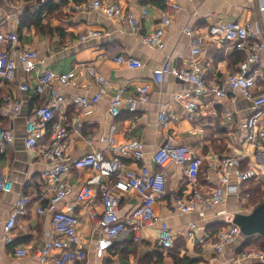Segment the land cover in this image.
Here are the masks:
<instances>
[{
	"label": "crops",
	"instance_id": "1",
	"mask_svg": "<svg viewBox=\"0 0 264 264\" xmlns=\"http://www.w3.org/2000/svg\"><path fill=\"white\" fill-rule=\"evenodd\" d=\"M121 5L126 11L141 14L148 10L149 16L137 34L120 32V21L111 18L101 10H88L89 0H51L41 4L40 0H0L6 18L0 31L17 32L24 47L37 50L44 64L38 72L27 74L18 71L13 83L0 81V96L11 95L22 103V112L11 124L0 117V129L13 130L14 142L0 149V177L10 180L13 189L0 194V264H40L35 258L47 241L61 239L53 228V215L64 206L74 203L79 190L85 186L94 173L90 170H73L64 176L73 189L55 209L50 206L51 193L42 179L49 169L38 149H26V125L34 119L36 108L48 102L47 95L22 92L21 84L32 83L45 70L56 74L76 71L77 80L69 86L55 87L65 96L56 118H63L70 135L66 157L77 160L92 151H101L112 158L111 146L130 140L144 143L146 159L143 163L126 161L128 171L140 173L142 165L151 171H159L152 156L167 145L188 146L204 159L198 185L209 191L220 185V176L208 169V160L214 157L241 154L247 137L246 124L252 114V103L240 94H230L218 98L208 94L202 98L198 116L194 121L187 117L185 108L175 101L174 95L183 90H193V85L181 82L169 75L163 83L153 79L155 70L165 62L177 68L188 67L197 59L205 72L206 83L215 85L218 81L239 71L245 53L234 51L221 37H211L212 25L237 22L251 23L254 30L264 39V0H106ZM82 5V10L76 6ZM175 5L177 7H172ZM164 16L171 19L166 28L164 50L152 49L143 43L142 37L159 29ZM190 32V35L187 34ZM89 33L99 36L81 42L80 38ZM200 49L199 56L192 54ZM130 56L142 63V68H130L119 64L117 58ZM93 65L101 81L89 79L84 66ZM149 87L148 102L139 104L136 112L129 111V105L121 106L119 116L110 112L111 98L119 88H124V98L135 95L138 87ZM105 88L106 96L98 98V92ZM264 91V86H263ZM86 100V104L80 101ZM3 100L0 98V103ZM163 108L172 111L176 119L168 131L159 125V114ZM48 138V135H47ZM255 166L264 174V159L257 161L253 155L247 156L242 169ZM168 191L165 198L155 207L157 217L154 227L147 228L142 241L135 243L131 234L118 237L113 246L102 256L96 254L100 231L90 219V210L102 211L101 200L97 199L89 208L87 204H77L75 214L80 220L81 245L87 252L84 264H261L259 260H246L243 254L249 251L264 252V238L256 235L244 237L241 232L237 240L224 247V253L217 256L213 250L216 235L233 223L238 214L249 215L261 203L264 196V177L258 181L240 183L234 176L231 188H236L227 197L222 207L210 210L205 219L196 214L174 212L172 205L176 199H187L192 192L185 168L170 163L161 168ZM115 186V194L122 196L120 215L123 220L141 205L142 198L129 185L117 177L107 178ZM39 194L40 204L31 203L25 214L17 220L12 231L13 243L5 244V225L14 203L24 195ZM247 197V201L244 200ZM38 206L47 211L44 216ZM195 222L198 233L193 239L183 235L188 225ZM168 228L174 235V248L165 250L159 244L161 228ZM198 238H205L200 245ZM16 249H24L27 256L19 258ZM47 264H54L51 257Z\"/></svg>",
	"mask_w": 264,
	"mask_h": 264
},
{
	"label": "built area",
	"instance_id": "2",
	"mask_svg": "<svg viewBox=\"0 0 264 264\" xmlns=\"http://www.w3.org/2000/svg\"><path fill=\"white\" fill-rule=\"evenodd\" d=\"M49 1L51 0H40V3L46 4ZM86 6L88 10H101L109 17L118 19L121 24L120 32L139 33L143 22L149 16L148 10H143L138 15L133 11H126L117 3L106 0H89ZM172 7L177 6L172 5ZM76 9L80 11L83 6L78 5ZM5 19H7L5 10L0 7V26ZM161 24L162 26L153 34L142 37L143 43L149 48L158 50L166 48L163 39L166 28L171 25V19L164 16ZM209 33L211 37H221L234 51L245 53V58L240 63L236 74H229L221 78L217 84L209 86L206 83L205 72L197 59L185 68H177L170 62H165L153 74L157 84L163 83L169 75H173L179 81L193 85V90H183L174 95L175 101L185 108L187 117L191 121L197 118L202 98L208 94L227 98L230 94L238 93L252 103L253 110L246 124L247 137L243 152L208 160V169L220 176V185L216 188L203 191L199 187L198 177L202 171L204 159L197 156L188 146L167 145L159 148L152 156L155 166L160 170L170 163L185 168V175L192 186V192L187 199H176L172 209L181 214H196L200 219H205L213 208L225 205L229 194L236 189L230 186L232 176L240 183L258 181L264 177V174L258 172L255 166L246 170L242 169V163L247 156L253 155L257 161L264 159V39L254 30L251 23H219L212 25ZM187 34L190 35V32ZM97 36H99L98 33H89L81 37L80 41L86 42ZM192 54L195 57L199 56L200 49L194 48ZM117 62L130 68L143 66L138 59L130 56H120ZM41 64H44V61L37 50L24 47L17 32L0 31V81L2 83H13L19 70L27 74L38 72ZM83 68L89 79L101 81L93 65H86ZM77 78L76 71L56 74L52 70H45L36 79L35 85L24 83L19 86L22 92L47 95L49 99L45 105L36 108L34 119L27 122L24 144L26 149H38L41 159L49 165V169L42 174V179L51 193V208L55 209L73 192L72 187L64 181L65 175L73 170H90L94 173L93 177L79 190L76 201L54 213L53 228L61 239L47 241L45 247L36 253L35 258L40 264H47L51 257L54 258V264H84L87 252L81 245L80 220L75 214L77 204L84 203L90 208L97 199L101 200L102 211L97 212L91 209L89 217L100 231L96 254L102 257L123 234H131L134 242L140 243L143 232L155 226L156 204L165 198L168 191L163 171H151L145 165H142L140 173L126 170V161L143 163L146 159L145 146L140 140L134 139L120 145H112V158H107L101 151H92L74 161L67 159L70 131L62 117L56 118L66 98L55 85L69 86L75 83ZM124 92V88H119L112 96L110 103L112 116H119L124 103L128 104L129 111L134 113L139 104L148 102V86L138 87L135 95L128 98L123 97ZM106 94L105 88H102L97 96L104 98ZM0 98L3 100L0 103V117L11 124L22 112V103L16 101L11 95H4L3 98L0 96ZM80 102L86 104L87 101ZM175 119L176 116L172 111L163 108L159 114L158 125L162 130L168 131ZM13 142L11 125L7 131L0 129V149L6 145H12ZM111 177L123 179L131 190L142 198L141 205L126 220H123L120 215L122 196L115 194L113 182L107 180ZM12 189V181L0 177V194L9 193ZM41 200L40 195L35 193L21 196L14 203L5 225V244L13 243L11 233L16 228L18 218L25 214L26 207L31 203L40 204ZM244 200L247 201V197H244ZM37 212L41 216L47 213L41 206H38ZM197 233V224L191 222L183 235L187 239H193ZM239 235L240 228L234 223L219 231L213 243L215 254L221 256L224 253V247L234 243ZM198 243L204 246L205 238H198ZM159 244L165 250L174 248V235L170 229L161 228ZM15 253L19 258L27 256V251L24 249H16ZM243 258L259 260V263L264 264L263 251L246 252Z\"/></svg>",
	"mask_w": 264,
	"mask_h": 264
},
{
	"label": "water",
	"instance_id": "3",
	"mask_svg": "<svg viewBox=\"0 0 264 264\" xmlns=\"http://www.w3.org/2000/svg\"><path fill=\"white\" fill-rule=\"evenodd\" d=\"M233 223L240 228L242 236L246 238L256 235L264 238V202L249 215H236Z\"/></svg>",
	"mask_w": 264,
	"mask_h": 264
},
{
	"label": "trees",
	"instance_id": "4",
	"mask_svg": "<svg viewBox=\"0 0 264 264\" xmlns=\"http://www.w3.org/2000/svg\"><path fill=\"white\" fill-rule=\"evenodd\" d=\"M25 1H32V0H25ZM244 60V59H243ZM264 197V196H263ZM264 248V247H263Z\"/></svg>",
	"mask_w": 264,
	"mask_h": 264
}]
</instances>
